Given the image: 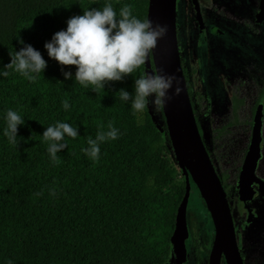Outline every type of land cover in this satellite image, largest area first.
<instances>
[{"label": "trees", "instance_id": "1", "mask_svg": "<svg viewBox=\"0 0 264 264\" xmlns=\"http://www.w3.org/2000/svg\"><path fill=\"white\" fill-rule=\"evenodd\" d=\"M107 3L117 13L130 5L132 15L146 19L147 0H0V264H160L171 252L175 210L187 188L171 174L161 106L159 129L146 109L134 112L119 98L120 89L134 94L145 65L94 92L75 81V67L62 69L44 48L70 17ZM20 40L47 61L36 82L4 69L9 53L24 46ZM64 71L73 78L65 80ZM9 109L24 120L17 147L4 136ZM57 122L78 131L62 141L59 163L42 137ZM109 122L118 138L101 143L93 161L82 149Z\"/></svg>", "mask_w": 264, "mask_h": 264}, {"label": "flooded vegetation", "instance_id": "2", "mask_svg": "<svg viewBox=\"0 0 264 264\" xmlns=\"http://www.w3.org/2000/svg\"><path fill=\"white\" fill-rule=\"evenodd\" d=\"M175 3L181 71L198 133L225 193L241 263L264 264V0ZM202 121L212 126L208 138ZM252 143L257 156L241 194L240 170ZM193 187L189 182L187 189ZM219 264H226L223 256Z\"/></svg>", "mask_w": 264, "mask_h": 264}, {"label": "clouds", "instance_id": "3", "mask_svg": "<svg viewBox=\"0 0 264 264\" xmlns=\"http://www.w3.org/2000/svg\"><path fill=\"white\" fill-rule=\"evenodd\" d=\"M66 24V29L54 33L51 40L45 42L44 48L48 57L62 69L75 67V81L85 88L91 86L94 92L103 90L109 82L123 81L132 76L146 64L157 41L166 32L164 27H154L150 20H141L132 15L130 5H124L117 13L111 3L105 4L102 9L84 10L82 15L70 17ZM19 42L24 44L22 40ZM9 56L10 63L4 69H12L29 82H36L47 67L42 54L30 44H24L19 51L9 53ZM2 75L7 77L9 72L4 71ZM62 75L65 80L73 78L72 72L64 71ZM174 79L173 76L145 72L134 79V94L120 89L119 98L131 101L134 112L144 111L150 103L149 97H154L152 104L162 106L170 98L167 93ZM179 92L177 87L175 93ZM62 106L65 110L70 107L67 100L62 102ZM5 121L4 136L11 145L17 147L18 126L23 125L24 120L16 111L9 109ZM118 135V130L109 122L108 130L98 131L95 139L88 138V147L82 151L97 161L99 145L117 139ZM66 136L75 139L78 131L65 122L48 126L42 134L43 140L48 142L47 151L56 163H59L57 153L67 148V144L62 142Z\"/></svg>", "mask_w": 264, "mask_h": 264}, {"label": "water", "instance_id": "4", "mask_svg": "<svg viewBox=\"0 0 264 264\" xmlns=\"http://www.w3.org/2000/svg\"><path fill=\"white\" fill-rule=\"evenodd\" d=\"M175 0H147L146 19L153 26L166 29L148 57L145 72L173 76L170 97L161 106L163 121L172 148L173 158L185 182L195 186L212 223L213 236L207 255V264H219L223 256L226 264H242L235 244L230 212L225 193L210 164L193 117L190 101L181 71L176 45ZM151 61V65L149 63ZM179 87L180 92L175 93ZM252 143L240 170L238 185L242 194L247 189L246 179L252 174L257 147ZM186 200H180L174 215L170 235L174 264H183L186 255L184 241L188 232L185 224Z\"/></svg>", "mask_w": 264, "mask_h": 264}, {"label": "rangeland", "instance_id": "5", "mask_svg": "<svg viewBox=\"0 0 264 264\" xmlns=\"http://www.w3.org/2000/svg\"><path fill=\"white\" fill-rule=\"evenodd\" d=\"M152 99H154V97H149L150 103L146 110L151 115L157 127L161 129L162 120L160 118L159 109L156 105L151 103ZM201 126L204 138H208L207 136L210 134L212 128L211 124L206 126V122L202 121ZM170 168L173 179L176 182L181 183L183 177L181 176L173 157L170 161ZM184 199L186 200L185 224L188 235L184 242L185 246H187V252L183 264H206V256L203 253V250L209 248L212 237V230L208 215L193 189H187ZM194 242L196 243L197 250H199V253L201 254L198 263L194 261ZM160 264H174L172 251L170 252L168 258Z\"/></svg>", "mask_w": 264, "mask_h": 264}]
</instances>
